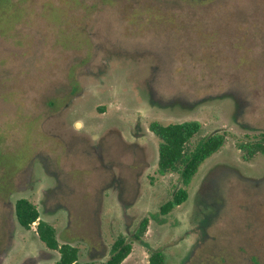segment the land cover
I'll return each instance as SVG.
<instances>
[{
  "label": "rangeland",
  "instance_id": "1",
  "mask_svg": "<svg viewBox=\"0 0 264 264\" xmlns=\"http://www.w3.org/2000/svg\"><path fill=\"white\" fill-rule=\"evenodd\" d=\"M221 133L189 198L158 171L150 125ZM264 0H0V264H51L27 198L82 261H105L149 222L122 264H264ZM132 241V240H131ZM47 260V258H50ZM45 260V262H42ZM42 262V263H41Z\"/></svg>",
  "mask_w": 264,
  "mask_h": 264
},
{
  "label": "trees",
  "instance_id": "2",
  "mask_svg": "<svg viewBox=\"0 0 264 264\" xmlns=\"http://www.w3.org/2000/svg\"><path fill=\"white\" fill-rule=\"evenodd\" d=\"M201 127V122L196 120L167 125L153 122L150 125V129L161 138L158 171L161 174L169 170L179 171L183 184V187L178 188L171 199L160 206L161 215L169 214L188 200L190 194L187 186L198 172L200 165L224 145L225 135L215 133L201 139L193 149H188V144L200 132ZM240 147L246 152V158H251L258 152L264 154V134L258 141L244 143ZM15 214L19 225L27 230L37 223L36 232L39 240L49 250L58 252L57 258L51 264H122L132 252L133 240L147 246L141 235L145 232L149 219L143 218L138 231L131 239L132 241L124 235L116 238L107 260L82 261L80 249L71 243L61 244L55 227L40 219L41 213L38 207L29 199L19 198L16 201ZM149 264H166L164 252L159 249H149Z\"/></svg>",
  "mask_w": 264,
  "mask_h": 264
},
{
  "label": "flooded vegetation",
  "instance_id": "3",
  "mask_svg": "<svg viewBox=\"0 0 264 264\" xmlns=\"http://www.w3.org/2000/svg\"><path fill=\"white\" fill-rule=\"evenodd\" d=\"M50 259H51V257H50V258H47V260H50ZM42 262H45V260H43ZM42 262H41V263H42Z\"/></svg>",
  "mask_w": 264,
  "mask_h": 264
}]
</instances>
